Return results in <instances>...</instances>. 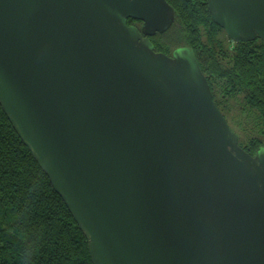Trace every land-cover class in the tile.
Here are the masks:
<instances>
[{
  "label": "water",
  "instance_id": "95a60500",
  "mask_svg": "<svg viewBox=\"0 0 264 264\" xmlns=\"http://www.w3.org/2000/svg\"><path fill=\"white\" fill-rule=\"evenodd\" d=\"M264 43V0H206ZM167 0H0V105L93 264H264V145L246 151ZM129 19L142 27L130 25Z\"/></svg>",
  "mask_w": 264,
  "mask_h": 264
},
{
  "label": "trees",
  "instance_id": "16d2710c",
  "mask_svg": "<svg viewBox=\"0 0 264 264\" xmlns=\"http://www.w3.org/2000/svg\"><path fill=\"white\" fill-rule=\"evenodd\" d=\"M177 19L152 37L156 51L194 48L215 103L229 120L241 119L247 146L256 155L264 145V43L233 42L212 20L206 0H168ZM253 126L257 136L246 133ZM38 253L31 264H93L88 241L49 177L21 140L0 105V264H25L24 250Z\"/></svg>",
  "mask_w": 264,
  "mask_h": 264
},
{
  "label": "rangeland",
  "instance_id": "374dc122",
  "mask_svg": "<svg viewBox=\"0 0 264 264\" xmlns=\"http://www.w3.org/2000/svg\"><path fill=\"white\" fill-rule=\"evenodd\" d=\"M171 3V2H170ZM172 6H173V4H172ZM175 12V11H174ZM176 13V12H175ZM177 13L175 14V19H177ZM175 21V20H174ZM174 23V22H173ZM174 25V24H173ZM173 25L170 27V28H172L173 27ZM183 46V45H182ZM178 48H180V47H178ZM175 49H177L176 47H175ZM157 50V49H156ZM168 55V54H167ZM230 119V121H231V125L234 127V129H236V131H238V133H239V140L241 141V145H243V146H247L248 145V143H249V136L247 137V136H245V133L243 134V126L241 127V119H239L236 115L235 116H232V117H230L229 118ZM254 129V127L253 126H250L249 128H247V131H246V133H250V131H252ZM252 135H254V136H257L258 135V133H255V130H253V132H252Z\"/></svg>",
  "mask_w": 264,
  "mask_h": 264
},
{
  "label": "clouds",
  "instance_id": "9594fccd",
  "mask_svg": "<svg viewBox=\"0 0 264 264\" xmlns=\"http://www.w3.org/2000/svg\"><path fill=\"white\" fill-rule=\"evenodd\" d=\"M38 253V249L34 245L29 244L24 250V261L25 264H31L32 257Z\"/></svg>",
  "mask_w": 264,
  "mask_h": 264
},
{
  "label": "flooded vegetation",
  "instance_id": "af4514ba",
  "mask_svg": "<svg viewBox=\"0 0 264 264\" xmlns=\"http://www.w3.org/2000/svg\"><path fill=\"white\" fill-rule=\"evenodd\" d=\"M168 1V0H167ZM168 3H170V2H168ZM129 24L130 25H132V24H135L137 27H139V28H141L142 26V23L140 22V21H134V20H132V19H129ZM155 36H158V34L157 35H155ZM174 50H172V52H173ZM172 52L170 53V54H168L169 56H171L172 55Z\"/></svg>",
  "mask_w": 264,
  "mask_h": 264
}]
</instances>
